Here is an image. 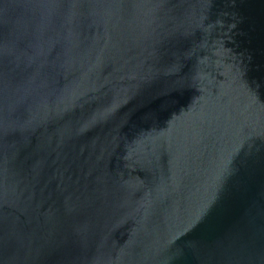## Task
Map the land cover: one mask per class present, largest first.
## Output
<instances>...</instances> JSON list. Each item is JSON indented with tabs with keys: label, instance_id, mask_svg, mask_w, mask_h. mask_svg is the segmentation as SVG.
Wrapping results in <instances>:
<instances>
[{
	"label": "water",
	"instance_id": "1",
	"mask_svg": "<svg viewBox=\"0 0 264 264\" xmlns=\"http://www.w3.org/2000/svg\"><path fill=\"white\" fill-rule=\"evenodd\" d=\"M0 264H264V0H0Z\"/></svg>",
	"mask_w": 264,
	"mask_h": 264
}]
</instances>
